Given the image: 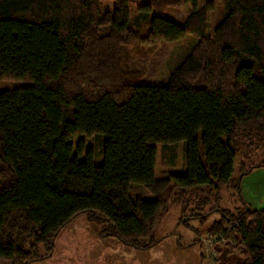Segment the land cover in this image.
I'll return each instance as SVG.
<instances>
[{"label": "trees", "instance_id": "obj_1", "mask_svg": "<svg viewBox=\"0 0 264 264\" xmlns=\"http://www.w3.org/2000/svg\"><path fill=\"white\" fill-rule=\"evenodd\" d=\"M188 2L180 23L162 15ZM100 5L0 0V80L28 82L0 91V261L49 256L59 231L80 215L100 224L101 237L151 248L173 201L229 182L241 199L242 177L264 167L260 160L233 176L242 144L264 147V0H223L212 32L209 1ZM188 36L165 83L140 82L160 42ZM177 142L184 172L155 175V144ZM133 184L154 198L132 199ZM241 204L235 213L219 209L206 228L238 222L215 264H264V210Z\"/></svg>", "mask_w": 264, "mask_h": 264}, {"label": "rangeland", "instance_id": "obj_2", "mask_svg": "<svg viewBox=\"0 0 264 264\" xmlns=\"http://www.w3.org/2000/svg\"><path fill=\"white\" fill-rule=\"evenodd\" d=\"M206 1L213 4V8L209 12V29L212 32L222 17L223 0H197L198 5ZM112 4L113 0H101V10L111 11ZM190 7L191 2H188L180 8H167L162 15L180 23L186 17ZM190 39L191 37L188 36L182 40L160 42L152 53L140 82L144 84L165 83L169 71L188 51L191 45ZM25 84L28 82L0 80V91ZM85 143L88 147L89 144L95 143V140L93 137H89ZM155 145V175L159 176L167 172H184L183 142L166 146L160 143ZM93 147L97 151L101 145L96 143ZM240 153L242 156H237L234 161V178L237 177L239 169L247 168L253 163L264 160L263 141L256 140L249 144H242ZM239 158L240 160L243 158L242 165ZM96 160H98V156H96ZM258 168L263 170L255 171L254 168L253 171L243 176H248L246 181L251 187L250 190L243 194L240 191L241 199L249 206L248 200L251 201L252 209H264V167ZM241 183L244 184V181L242 180ZM129 195L132 199L149 200L154 198L152 193L139 184L130 186ZM241 199L231 186V182L218 190L205 185L193 189L188 198L173 201L168 211L158 219L154 226V236L159 241L148 249H135L127 245L115 247L109 241L102 239L105 237L98 238L100 224L87 221L84 215H80L59 231L54 239L50 255L33 261L31 264H215L218 258V246H224V243L218 242L217 244L212 237L215 232H210L206 228L214 220L219 219V209L233 213L238 211L242 206ZM204 214L206 216L202 220L201 215ZM84 222L88 226H85ZM226 223L224 222L223 225ZM95 233L98 237L95 236ZM112 238L115 243L121 244L119 240ZM194 239H197V242L188 246L187 244ZM176 244L179 247H175ZM0 264L10 263L1 260Z\"/></svg>", "mask_w": 264, "mask_h": 264}, {"label": "built area", "instance_id": "obj_3", "mask_svg": "<svg viewBox=\"0 0 264 264\" xmlns=\"http://www.w3.org/2000/svg\"><path fill=\"white\" fill-rule=\"evenodd\" d=\"M225 225H223L222 230L220 232H215L214 235L212 236L215 242L218 244L219 243H229L231 242L234 243L233 240V233L238 229V222L233 221V222H228ZM215 243V244H216Z\"/></svg>", "mask_w": 264, "mask_h": 264}, {"label": "crops", "instance_id": "obj_4", "mask_svg": "<svg viewBox=\"0 0 264 264\" xmlns=\"http://www.w3.org/2000/svg\"><path fill=\"white\" fill-rule=\"evenodd\" d=\"M255 171H259V170H263V169H261V168H255L254 169ZM253 171V170H252ZM251 172V171H250ZM262 172V171H261ZM263 173V172H262ZM264 174V173H263ZM247 178H248V176H245V177H242V179H241V181H240V183L242 182V180L244 181V184H242L241 183V185H240V191L242 192V194L243 193H246L248 190H250V188L251 187H249L248 186V184H247V182L248 181H246L247 180ZM248 200V199H247ZM251 201H249L248 200V203L250 204V206H252V204L250 203ZM264 203V202H263ZM254 205V204H253ZM253 207V206H252ZM255 209H257V210H264V209H258V208H255ZM85 226H88V224L87 223H83ZM95 236H97L96 235V233H95ZM98 237V236H97ZM98 238H102L101 236H99ZM102 239H105V240H107V241H109L110 243H112L115 247H124V246H126V245H124V244H120V243H115V241H114V239L112 238V237H105V238H102ZM177 243V242H176ZM177 245V244H176ZM175 245V247H179L178 245L176 246Z\"/></svg>", "mask_w": 264, "mask_h": 264}]
</instances>
